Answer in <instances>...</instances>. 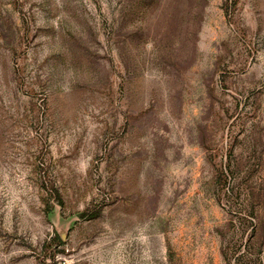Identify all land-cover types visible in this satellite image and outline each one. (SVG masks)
<instances>
[{
    "label": "rangeland",
    "instance_id": "1",
    "mask_svg": "<svg viewBox=\"0 0 264 264\" xmlns=\"http://www.w3.org/2000/svg\"><path fill=\"white\" fill-rule=\"evenodd\" d=\"M0 264H264V0H0Z\"/></svg>",
    "mask_w": 264,
    "mask_h": 264
}]
</instances>
